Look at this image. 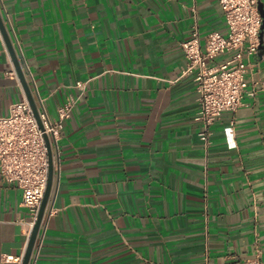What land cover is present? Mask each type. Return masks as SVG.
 <instances>
[{"label": "crops", "instance_id": "1", "mask_svg": "<svg viewBox=\"0 0 264 264\" xmlns=\"http://www.w3.org/2000/svg\"><path fill=\"white\" fill-rule=\"evenodd\" d=\"M0 16L38 107L55 121L75 100L31 264L264 262V53L208 146L182 76V43L228 32L216 0H0ZM25 99L1 34L0 116ZM31 221L0 178V264L25 253Z\"/></svg>", "mask_w": 264, "mask_h": 264}, {"label": "built area", "instance_id": "2", "mask_svg": "<svg viewBox=\"0 0 264 264\" xmlns=\"http://www.w3.org/2000/svg\"><path fill=\"white\" fill-rule=\"evenodd\" d=\"M216 1L224 13L227 34L211 32L202 45L201 36L196 31L190 40L181 44L186 59L182 76L194 77L199 109L197 121L202 124L200 138L206 146L209 145L210 128L215 122L224 113H236L242 106L247 87L246 74L253 66L249 60L259 53L262 25L258 0ZM226 54L230 57L221 65L209 66V62ZM76 87L84 89L85 84L77 83ZM74 107L75 100L68 99L58 109L55 121H51L47 112L39 108L44 131L39 127L27 99L12 104L8 114L0 116V178L22 191V206L30 214L31 230L48 184L49 158L44 134L49 136L52 147L54 144L57 146L64 122L71 117ZM23 258L24 254L5 256L3 261L22 264ZM241 264L264 262L260 254H256Z\"/></svg>", "mask_w": 264, "mask_h": 264}, {"label": "water", "instance_id": "3", "mask_svg": "<svg viewBox=\"0 0 264 264\" xmlns=\"http://www.w3.org/2000/svg\"><path fill=\"white\" fill-rule=\"evenodd\" d=\"M258 9L262 18V25L260 29L259 39H260V45H259V56H261L264 53V0H258ZM0 31L2 34V37L5 41V44L8 48V51L10 53V56L13 60L15 69L17 71V74L19 76V80L22 84L23 90L25 92L26 99L33 111V114L38 122L39 127L42 131H44L43 123L40 117L39 113V107L35 101V98L33 96L32 90L29 86V83L26 79V76L21 68V65L19 63L17 54L14 50V47L11 43V40L9 38L8 32L5 28L4 22L0 16ZM45 143L48 149V158H49V176H48V184L47 188L39 209L37 220L31 230L30 237L28 238L26 250L24 253V258L22 264H31L33 260V256L35 253V248L37 245V241L39 239V235L41 232V228L45 219V214L51 199V194L53 190V184H54V158H53V152H52V144L50 141V138L47 134H44Z\"/></svg>", "mask_w": 264, "mask_h": 264}]
</instances>
